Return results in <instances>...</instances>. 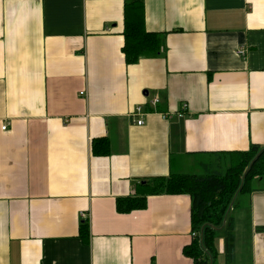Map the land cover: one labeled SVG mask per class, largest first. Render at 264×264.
Returning a JSON list of instances; mask_svg holds the SVG:
<instances>
[{
    "label": "crops",
    "instance_id": "obj_1",
    "mask_svg": "<svg viewBox=\"0 0 264 264\" xmlns=\"http://www.w3.org/2000/svg\"><path fill=\"white\" fill-rule=\"evenodd\" d=\"M124 3L0 0V264H194L189 194L128 212L117 199L185 161L264 147V0H144L164 46L134 64ZM258 181L230 212V263L218 232L217 264H264Z\"/></svg>",
    "mask_w": 264,
    "mask_h": 264
},
{
    "label": "trees",
    "instance_id": "obj_2",
    "mask_svg": "<svg viewBox=\"0 0 264 264\" xmlns=\"http://www.w3.org/2000/svg\"><path fill=\"white\" fill-rule=\"evenodd\" d=\"M123 53L128 64L137 63L144 57L158 56L164 46V37L145 29L144 0H124ZM105 142L104 138L93 141V151ZM211 162L199 163L203 175L172 173L143 183L142 193L117 199V209L128 212L147 205L149 194L187 193L192 198V243L184 248V254L194 264H217L218 232L224 239V256L228 263L234 256V218L230 213L240 196L256 190L255 182L264 177V147L252 144L242 152L217 153ZM229 159L232 164L224 169L222 163ZM222 160L223 162H216ZM252 163V165H251ZM241 204V203H240ZM259 230H264L260 227ZM87 233L85 221L80 226ZM86 233H84L86 235Z\"/></svg>",
    "mask_w": 264,
    "mask_h": 264
},
{
    "label": "rangeland",
    "instance_id": "obj_3",
    "mask_svg": "<svg viewBox=\"0 0 264 264\" xmlns=\"http://www.w3.org/2000/svg\"><path fill=\"white\" fill-rule=\"evenodd\" d=\"M190 159H194V158H190ZM181 161H184V158H182ZM198 162H199L198 159H194L191 161H185L184 165L182 166V170L180 171L179 169H177L176 171L177 172L180 171V173H185V174L203 175L204 170L200 167ZM216 162H223V161L216 160ZM231 164L232 162L229 159H225V161L222 163L224 169H226ZM257 185L260 187H264V177L258 181ZM239 198H240L239 200L242 202V200L244 199V196H240ZM238 212H239V204H235L234 208L232 209V214L235 215ZM218 239L219 237H217V241Z\"/></svg>",
    "mask_w": 264,
    "mask_h": 264
},
{
    "label": "built area",
    "instance_id": "obj_4",
    "mask_svg": "<svg viewBox=\"0 0 264 264\" xmlns=\"http://www.w3.org/2000/svg\"><path fill=\"white\" fill-rule=\"evenodd\" d=\"M238 53H239V54H244L245 52H244L243 49H239V50H238ZM158 101H159V98H158L157 96H155L151 103H152V105L155 106V105L158 103ZM182 109H183V110H186V109H187V105H186V104H183V105H182ZM140 113H142V106H137V107L135 108L134 112L132 113V115H137V114H140ZM179 114H180V115H183L182 111L179 112ZM137 124H139V125L143 124V120H142V119L137 120ZM6 128H7V125H6V124H5L4 126H2V129H3V130H5ZM82 216H83L84 218L86 217V215L83 214V213H82ZM193 235H195V234L193 233Z\"/></svg>",
    "mask_w": 264,
    "mask_h": 264
},
{
    "label": "water",
    "instance_id": "obj_5",
    "mask_svg": "<svg viewBox=\"0 0 264 264\" xmlns=\"http://www.w3.org/2000/svg\"><path fill=\"white\" fill-rule=\"evenodd\" d=\"M251 165H252V163H251Z\"/></svg>",
    "mask_w": 264,
    "mask_h": 264
}]
</instances>
